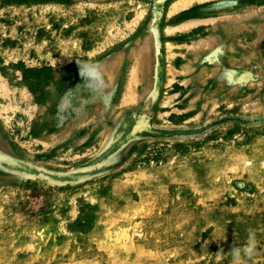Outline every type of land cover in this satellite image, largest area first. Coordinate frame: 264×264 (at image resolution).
<instances>
[{
    "label": "rangeland",
    "instance_id": "rangeland-1",
    "mask_svg": "<svg viewBox=\"0 0 264 264\" xmlns=\"http://www.w3.org/2000/svg\"><path fill=\"white\" fill-rule=\"evenodd\" d=\"M171 1L0 0V155L89 176L0 164V264H264V2Z\"/></svg>",
    "mask_w": 264,
    "mask_h": 264
},
{
    "label": "water",
    "instance_id": "water-1",
    "mask_svg": "<svg viewBox=\"0 0 264 264\" xmlns=\"http://www.w3.org/2000/svg\"><path fill=\"white\" fill-rule=\"evenodd\" d=\"M140 130L155 132L154 130H152L151 126L148 123L147 126L144 127H142L141 123H136L132 126L131 133H135ZM0 164H4L5 166H7L6 170L13 174H17L24 178L43 180L55 185L73 184L89 178V176H77L75 173L76 171L67 173L47 171L18 162L13 158L4 155H0Z\"/></svg>",
    "mask_w": 264,
    "mask_h": 264
},
{
    "label": "bare ground",
    "instance_id": "bare-ground-1",
    "mask_svg": "<svg viewBox=\"0 0 264 264\" xmlns=\"http://www.w3.org/2000/svg\"><path fill=\"white\" fill-rule=\"evenodd\" d=\"M191 0H172L171 2H170V4H169V10H168V12H169V14H173L174 12H176L178 9H180L181 7H183V6H185L187 3H189ZM263 2H264V0H262ZM201 19V18H200ZM204 20V19H203ZM189 21V20H188ZM212 23V22H211ZM227 23H228V21H227ZM185 23H180L178 26H177V24H173V23H166L165 25H164V28H165V30L167 31V32H171V31H173L175 28L177 29V27H180V26H182V25H184ZM232 24V23H231ZM128 26V25H127ZM228 27L229 28H231V25H228ZM129 28V27H128ZM184 28H186V26L184 27ZM229 28H228V30H229ZM130 29V28H129ZM230 32V31H229ZM123 33H124V31L123 30H120L119 31V33L116 35V37L117 36H121L122 37V35H123ZM228 33V32H227ZM210 40V39H209ZM212 40V39H211ZM197 41V40H196ZM203 42V41H202ZM201 42V43H202ZM190 43V42H189ZM204 43V42H203ZM208 44V43H207ZM164 45V44H163ZM190 45V44H189ZM243 46V45H242ZM187 47V46H186ZM167 48V51H170V53L171 54H173L171 51V47H170V45H168V47H166ZM194 48V47H193ZM170 54V55H171ZM167 56V55H166ZM172 56V55H171ZM144 59V55L142 54L141 56H140V58H139V61H141V60H143ZM166 59H168V58H166ZM235 59V58H234ZM233 59V60H234ZM243 60V59H242ZM167 61V60H166ZM190 62V61H189ZM229 63V62H228ZM231 63V62H230ZM129 65V64H128ZM185 65H186V63H185ZM173 67V66H172ZM184 67V66H183ZM114 68V67H113ZM116 68V67H115ZM168 68V67H167ZM143 69V68H142ZM103 70V69H102ZM189 70V69H188ZM103 72V71H102ZM132 72V71H131ZM144 72V71H143ZM129 73H130V70H129ZM172 73V72H171ZM111 74V73H110ZM143 75H144V73H143ZM131 77H132V74H131ZM172 77V76H171ZM169 79V78H168ZM142 81V80H141ZM3 83H0V90L3 88ZM140 86V85H139ZM4 89V88H3ZM123 90V89H122ZM128 92L123 96V102L124 103H129V102H131L132 100H133V98H135V97H133L134 96V90H132L131 89V87H129L128 88V90H127ZM4 92H7V90L6 89H4ZM122 93V92H121ZM135 100V99H134ZM130 105V104H129ZM127 106V105H126Z\"/></svg>",
    "mask_w": 264,
    "mask_h": 264
}]
</instances>
